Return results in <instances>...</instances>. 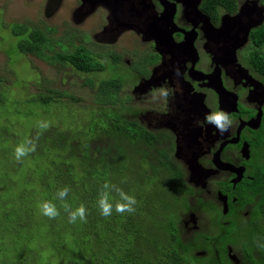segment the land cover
Instances as JSON below:
<instances>
[{"label":"flooded vegetation","instance_id":"1","mask_svg":"<svg viewBox=\"0 0 264 264\" xmlns=\"http://www.w3.org/2000/svg\"><path fill=\"white\" fill-rule=\"evenodd\" d=\"M247 1L226 8L216 0H60L53 14L70 9L72 21L88 27L82 36L88 43L75 49L102 67L76 70L91 74L88 82L97 87L114 80L108 111L128 159L120 173L125 168L136 183L155 178L151 191L158 205H182V239L203 247L197 257L219 264H249L247 246L232 237L257 225L264 230V74L252 57L253 37L264 23L247 36L250 18L241 17L238 25L229 19ZM258 6L254 21L263 0ZM110 62L116 77L98 76ZM161 86L167 97L152 94ZM218 109L233 120L223 134L204 120ZM169 192L179 199H169Z\"/></svg>","mask_w":264,"mask_h":264},{"label":"rangeland","instance_id":"2","mask_svg":"<svg viewBox=\"0 0 264 264\" xmlns=\"http://www.w3.org/2000/svg\"><path fill=\"white\" fill-rule=\"evenodd\" d=\"M45 7H47L45 0H0V35L2 37L0 88L3 89L5 102L0 109V132L7 135L5 132L8 131L15 137L14 139L9 136L5 139L2 135L0 138V264H74L72 250H79L82 246L85 247L86 257L78 264H90L91 247L88 243H84L85 240L86 242L89 240L90 236L87 235L86 239L79 240L78 245L67 238L72 236L70 232L61 242H57L59 235L50 232L46 220L48 217L42 215L38 208L43 201H55L56 194L52 199L47 195H50L52 188L57 189L62 186L60 182L55 180L53 183L52 180L50 187L40 188L41 179L37 172L49 168L48 165L52 159L53 163H59L62 159L58 154L59 151L51 150L48 153L50 150L48 146L42 145L46 139L40 133L44 130L38 127L40 121H47L50 124V127L46 129L47 141L60 145L62 143L60 141L65 136L64 145L69 146L70 144L73 152L67 155L66 164L70 167L67 175L73 183L85 190H91V185L85 175L87 172L90 173L88 169L90 164L85 161L83 150L85 142L92 139V148L99 147L102 153L107 148L112 149L110 156L115 155L114 150H117L122 158L125 155V149L117 144L116 136L107 134L114 132L115 114L108 111L109 104L100 103L101 99L96 91L97 86L88 83L91 74L81 73L54 58L57 53L69 54L72 51L74 53L75 48L81 43L87 44L89 37L87 36V39L82 36L88 27L86 25L77 26L81 22L72 21L70 9L63 10L55 17H46ZM15 25L38 29L45 37L47 36L44 46L41 45L38 53L22 54L20 52L18 48L20 39L12 31ZM89 46L91 47V43ZM91 48L95 51L101 50ZM262 50L264 53V48ZM115 70L110 62L106 72L98 76L115 78L118 73L117 70L115 73ZM122 73L123 76L126 75L124 72H119V74ZM47 95L53 96L54 99L44 103L41 97ZM102 99L105 100V98ZM9 138L14 142L9 141ZM26 139L36 140L38 156L36 160H31L28 155L18 162L14 156L15 147ZM91 157L93 162L94 159L101 158L97 154H92ZM119 164L124 165L122 160ZM14 168L17 171H14ZM31 170L35 175L34 180L25 182L26 172ZM121 178L122 181L119 183L128 186L126 192L132 190L135 193L138 188H143L147 191L144 199H149L155 178H146L144 183L132 182L128 175H123ZM7 179L15 181L16 184L8 185ZM24 187H35L37 190L40 188L38 193L41 197H36L31 204L23 203L21 196L25 190ZM173 198L179 199L169 192V199ZM8 199L14 202H8ZM181 207L177 204H169L165 207V212L159 208V223L164 226L169 225L168 231L172 222H177L179 228H182L180 219L185 213ZM178 208L180 209L177 211ZM26 213L29 214L28 221L32 222L28 227L23 225ZM57 218H60V215ZM61 220L64 219L60 218L59 222L62 223ZM77 222L79 223V220ZM153 225H156V222H151V226ZM100 231L103 235L104 230L100 229ZM189 235L191 234L188 233V237ZM152 240L153 236L150 232L147 241L151 246H153ZM115 246L116 244H113L112 247L115 248ZM121 247H123L122 244ZM166 247L164 242L157 241L156 249L160 252L165 251ZM202 248L198 246L196 247L198 250L194 249L191 253L196 256V252ZM233 248L242 254L240 247L233 246Z\"/></svg>","mask_w":264,"mask_h":264},{"label":"trees","instance_id":"3","mask_svg":"<svg viewBox=\"0 0 264 264\" xmlns=\"http://www.w3.org/2000/svg\"><path fill=\"white\" fill-rule=\"evenodd\" d=\"M216 1L226 8H231L230 5L234 2V0ZM12 31L13 34L17 35L20 39V41H18V48L22 54L38 53L41 50V45L44 46L46 42L47 36L45 37V35L38 29H29L21 25H15L12 27ZM253 39L255 47H257L256 52L252 55L254 59L253 64L257 65V69L264 74V53L263 50H261L264 46V30L261 29L260 32H257ZM1 41L2 37L0 35V42ZM54 58L57 61H60L65 65H71L82 72L90 73L97 71L102 67L101 64L95 62L94 58L91 57V54L82 48L79 50L77 49L71 54L57 53L54 55ZM88 83L94 86L92 81H89ZM96 89L98 92L97 95L101 99L100 103L114 105V80L102 82ZM2 90L3 89L0 88V109L5 105ZM102 98H105V100ZM41 99L44 103H48L53 100L54 97L47 95L41 97ZM113 130L115 131V128ZM44 132H46V130L40 132L42 137L46 139V142L44 141L42 145L45 144L48 146V149H50L48 153H50L51 150L59 151L58 154L61 155L62 159L59 163H53L54 160L52 159L48 165L49 168L37 172L41 179L40 188L47 189L50 187L51 181L53 180L54 183L56 180L62 184L60 188L68 186L71 189L66 200V203L71 209L75 210V208L81 203H83L88 209L87 222H82V224L80 221L79 223H69L68 214L62 207V202L58 199L52 201L59 209L60 218L64 219L63 221L61 220L62 223L59 222L60 218L57 217L55 219H46L47 224L50 227V232L57 236L59 235L56 239L57 242H61V240L66 238L70 232L72 236L67 238H69L72 243L74 242L78 245L80 244L79 240L86 239L85 237L87 235L90 236L87 242L86 240L84 241V243H88L91 247V253L89 255L90 264H219L216 260L213 262L212 259L214 258L211 256V258H199L192 254L191 252H193L194 249L198 250L196 247L199 245L197 243L192 245L188 244L182 239L177 222H172L170 224L169 231V225L164 226L159 223V208L162 209L161 211L163 212L166 211V208L158 205L159 201L155 197L157 195L156 193H152V191L150 192L149 199L145 200L144 197L147 194L145 189L138 188L135 193L132 190H128L127 192L134 195L137 200L135 212L121 215L113 210L111 216H102L97 207L99 191L101 190L102 185L106 182L117 184L124 190H127L128 186L119 183L122 181L121 177L127 175L124 172L125 168H121L120 173L119 161L122 160L123 163H126L128 159L124 157L117 160L115 155L110 156L112 149L109 150L107 148L104 153H102L101 148L99 147L93 149L91 144L92 139L85 142V147L83 149L85 153V161H88L90 164V167L88 168L90 173L87 172L85 175L91 185V190H85L84 188L78 187L76 183H73L67 175L68 170L70 169L66 164L67 155L72 154L73 152L69 143H67L69 146L64 145V141L66 140L65 136L60 141L62 142L60 145L56 142L53 144L49 140L47 141L46 137L48 136V132ZM5 133H7V135L0 132V138L4 135L5 139L9 136L15 139V137L10 135L8 131ZM49 133H51V131ZM107 134L115 136L114 132H108ZM9 141L14 142L11 138H9ZM92 154L100 155L101 158H93V162L91 157ZM48 155L51 156L50 154ZM36 156H38L37 151L30 153L29 159L36 160ZM15 168H19V166H15ZM15 168L13 170L17 171ZM34 177L35 175L32 170L27 171L25 182L33 181ZM7 183L10 186L16 184L15 181L9 179H7ZM40 188L37 190L35 187H24L25 190L21 196L23 203L31 204L36 197H41V194L38 193ZM60 188H52L51 192H49L50 195L47 196L52 199ZM72 195L73 198L71 197ZM71 198L73 199L72 202ZM8 202H14V200L8 199ZM28 215L29 214L26 215L25 222L23 223L25 227H28L32 223L31 221H28ZM151 222H156V225L151 226ZM100 229L104 230L103 235ZM150 232H152L153 236V246L148 244L147 241ZM232 240L233 242H240V244H245L247 246L246 252L248 253L249 264H264V230L261 226L257 225L252 230H247L246 232L242 231L239 236L232 237ZM157 241L165 243V246H167L166 249H164L165 251L160 252L159 249H156ZM113 244H116L115 248L112 247ZM121 244L123 247H121ZM85 253L86 250L84 246L79 250H72V262L78 264L80 261L84 260L86 257ZM221 264L224 263L222 262Z\"/></svg>","mask_w":264,"mask_h":264},{"label":"clouds","instance_id":"4","mask_svg":"<svg viewBox=\"0 0 264 264\" xmlns=\"http://www.w3.org/2000/svg\"><path fill=\"white\" fill-rule=\"evenodd\" d=\"M159 92L161 96L167 97L169 91L161 86L159 89L152 90V94L155 95ZM205 123L212 125L221 134L227 132L233 124L231 115L222 110H213L205 115ZM38 127L41 130H46L50 127L47 121H40ZM39 133L37 135L38 139ZM37 144L34 139H26L15 147L14 156L18 162H21L24 157L28 156L30 153L36 151ZM71 189L68 186H64L57 190L55 198L62 202V207L68 214L69 223H76L77 220L81 222H87L88 209L81 203L75 210L71 209L66 203L67 197ZM137 204V200L134 195L126 192L117 184L106 182L102 185L97 198V207L100 214L104 217H109L112 215L113 210L118 214L134 213ZM38 208L42 215L48 217L49 219H55L59 216L60 212L56 204L52 201H43L38 205Z\"/></svg>","mask_w":264,"mask_h":264},{"label":"water","instance_id":"5","mask_svg":"<svg viewBox=\"0 0 264 264\" xmlns=\"http://www.w3.org/2000/svg\"><path fill=\"white\" fill-rule=\"evenodd\" d=\"M259 0H248L242 7L241 12L238 17L236 18H229L230 20L237 21V25L240 24V18L241 17H248L250 18L248 23H245L246 26L244 27L243 31H245V34L248 36L249 32L256 27L261 26L264 23V7H260V10L258 11V20L254 21L252 19V15L254 14L255 10L259 7L258 6ZM60 6V0H49L47 7L45 9V15L46 17L53 16V14L58 10ZM230 26H234L235 23L228 22ZM247 39H245L242 43H240V47L242 45H245L247 43Z\"/></svg>","mask_w":264,"mask_h":264}]
</instances>
